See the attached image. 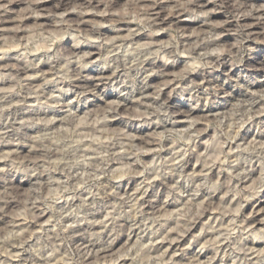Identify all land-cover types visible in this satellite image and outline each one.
I'll list each match as a JSON object with an SVG mask.
<instances>
[{"label":"clouds","instance_id":"1","mask_svg":"<svg viewBox=\"0 0 264 264\" xmlns=\"http://www.w3.org/2000/svg\"><path fill=\"white\" fill-rule=\"evenodd\" d=\"M0 264H264V0H0Z\"/></svg>","mask_w":264,"mask_h":264}]
</instances>
